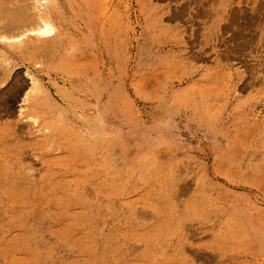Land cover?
<instances>
[{
    "label": "rangeland",
    "instance_id": "1",
    "mask_svg": "<svg viewBox=\"0 0 264 264\" xmlns=\"http://www.w3.org/2000/svg\"><path fill=\"white\" fill-rule=\"evenodd\" d=\"M0 264H264V0H0Z\"/></svg>",
    "mask_w": 264,
    "mask_h": 264
},
{
    "label": "bare ground",
    "instance_id": "2",
    "mask_svg": "<svg viewBox=\"0 0 264 264\" xmlns=\"http://www.w3.org/2000/svg\"><path fill=\"white\" fill-rule=\"evenodd\" d=\"M2 7V6H1ZM11 8V7H10ZM6 9V8H5ZM17 9V8H16ZM14 12H16V11H14ZM13 12V13H14ZM6 13V12H5ZM3 15V14H2ZM8 16V15H7ZM22 16V15H21ZM12 17H13V15H12ZM19 18V17H18ZM29 18V17H28ZM2 20V19H1ZM7 22V21H6ZM5 23V22H4ZM23 24V23H22ZM7 25H9V24H7ZM9 27V26H8ZM13 27V26H12ZM50 28H52V27H50ZM11 31V30H10ZM3 32V31H2ZM14 34V33H13Z\"/></svg>",
    "mask_w": 264,
    "mask_h": 264
}]
</instances>
